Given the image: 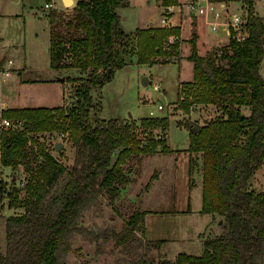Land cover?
Wrapping results in <instances>:
<instances>
[{"label": "trees", "instance_id": "obj_1", "mask_svg": "<svg viewBox=\"0 0 264 264\" xmlns=\"http://www.w3.org/2000/svg\"><path fill=\"white\" fill-rule=\"evenodd\" d=\"M211 1H242L247 6L249 32L242 41L230 36L231 51L220 54L215 51L202 56L192 40L189 59L193 79L183 82L187 87L180 104L184 112L211 105L221 113L197 132L188 126V151L202 155V211L219 215L220 222L217 231L202 233L200 254L179 252L174 260L159 264H264V191L249 188L250 179L264 164V78L260 74L264 20L253 13L254 0ZM128 3L77 0L61 30V23H56L60 20L57 10L50 9L47 15L49 26L53 24L49 50L52 67L76 68L82 75L77 78L75 98L69 97L66 104L2 112L5 117H19L24 128L1 131L0 163L13 170L22 165L27 177L23 185L7 192L8 205L23 212L6 217V248L0 251V264H71L67 255L78 233L113 239L128 255L117 258L116 264H155L138 252L150 243L137 236V232L143 235L145 231L144 209H135L119 231H95L79 223L100 196L108 194L111 202L120 196L121 186L130 181L123 167L129 157L155 153L158 144H162V151H169L160 137L148 142L139 138L132 121L91 114L95 92L127 64L128 50L135 51L137 63L154 64L156 56L167 54L162 50L165 38L177 30L158 26L126 32L119 9ZM162 3L170 6L178 0ZM244 106L250 108L248 113H243ZM141 121L140 127H168L164 117ZM53 129L67 132V140L75 147L71 166L46 149L39 146L35 150L28 144L29 131ZM189 162L192 171L193 156ZM150 184L151 180L145 188ZM4 191L0 186V198Z\"/></svg>", "mask_w": 264, "mask_h": 264}, {"label": "rangeland", "instance_id": "obj_2", "mask_svg": "<svg viewBox=\"0 0 264 264\" xmlns=\"http://www.w3.org/2000/svg\"><path fill=\"white\" fill-rule=\"evenodd\" d=\"M52 1L57 6H63V0ZM46 2V0H0V35L3 38L2 52L6 57L0 58V62L11 59L14 61V69L19 65L24 66L21 77L23 80H29L26 83L22 81L26 85L18 90V100L12 104L26 105L27 103L22 101L29 99L33 100V104L39 105L45 102L43 104L50 107L57 105L60 98H62L60 104H66L69 97L75 98L77 78L82 74L76 68L52 67L49 27L51 28L53 24L49 26L47 15L50 9L57 10L60 20L56 23H61L58 27L61 30L65 28L63 22H67L77 1L65 4L61 8L44 7ZM188 2L180 5L178 3L176 7L172 4L165 6L162 0H129L128 5L120 9L122 16L125 17L122 27L130 33L131 30L141 26L159 5L156 15L160 21L155 27L177 29L173 34L178 35V38L170 51L162 48L167 54L156 56L154 64L137 63L135 51L132 48L128 50L131 55L127 64L117 70L114 77L95 92L94 107L91 109L92 117L132 121L137 126V132H140L137 136L147 142L152 138L158 139L160 132L163 134L160 138L164 139L169 151H162V144H158L155 153L129 157L123 167L129 174L130 181L121 186L120 196L113 202L110 201L108 194L100 196L79 220L81 225L94 228L95 231L108 230V228L119 231L135 209H144L149 212L144 220L149 230L148 233L146 232L147 237L151 238L149 240L165 239L156 242L159 246L150 241L151 244L148 243L138 250L140 254L152 258L155 264L174 260L179 252L200 254L203 249L202 233L210 229L217 231V223L220 220L219 215L213 214V219L210 221L208 213L202 211L201 189L197 180L201 175L202 155L199 152L191 154L187 147L190 143L188 122L194 120L203 125L206 123L205 120L219 117L221 113L211 105H199L195 112L186 113L180 104L184 101L182 95L187 90L183 82L190 81L194 74L193 62L189 59L192 40H195V48L202 56L215 51L219 54L221 51H231V48L228 45V31L222 28L215 32L211 31L204 17L192 14L186 9ZM213 33L218 39L212 38ZM166 40H169V36L164 42ZM170 52L173 54H168ZM260 65V72L264 78V56ZM12 72V76L8 77H15L16 72L13 70ZM145 75L149 78L147 85L141 83ZM51 78L55 79V83L50 86L48 82L41 81ZM60 78H63L64 82L60 81ZM154 83H157L159 88L155 89ZM159 103L164 104L163 109L157 108ZM0 104L4 105L2 100ZM151 110L153 114L150 113ZM242 110L245 114L250 108L244 106ZM157 117L168 120V127L162 124L154 128L140 127L142 119ZM8 118L14 124L21 120L15 116ZM50 132L35 130L29 131V134L33 142L45 147L50 142L48 141ZM53 132L57 134L61 130L53 129ZM172 151L177 152L174 170L172 167L175 164V152ZM170 152L172 155L168 154ZM187 153L194 158L192 171H189L190 162ZM57 155L64 164L71 166L75 160V147L72 142L67 141L63 151ZM190 172L194 173L190 174ZM26 175L22 165L16 170L0 167V186L5 190L0 198V251L2 252L6 248V217L23 212L22 208H11L8 205L7 192L14 186L17 188L21 186V181L27 177ZM190 175L196 179L193 185L189 180ZM174 179L176 206L186 208L189 204L190 211H180L176 215L155 214L162 210L173 209ZM150 180V186L145 188ZM249 188L264 191V164L250 179ZM137 236L146 239L144 232L143 235L137 232ZM127 256L111 238L103 240L95 238L92 233L89 235L78 233L72 239V250L67 255V261L71 264H116L117 258L126 259Z\"/></svg>", "mask_w": 264, "mask_h": 264}, {"label": "built area", "instance_id": "obj_3", "mask_svg": "<svg viewBox=\"0 0 264 264\" xmlns=\"http://www.w3.org/2000/svg\"><path fill=\"white\" fill-rule=\"evenodd\" d=\"M217 1H211V0H189L187 5L185 6L188 11H190L192 14L196 15H202L204 17V21L208 26L210 27L211 30L216 31L219 28H222L226 31H228L229 37L232 36V38L236 39L237 41H242L245 39L249 32L247 30V6L243 4L241 8L239 9V12H231L226 8L223 11L220 9H214L212 7V4ZM222 7H224L225 3L220 2ZM51 2H46L45 7L51 6ZM213 9V10H212ZM212 10V11H210ZM253 13H255L257 16H261L264 20V0H254L253 2ZM178 38V35L173 34L169 36V40H166L163 44V49L164 50H169L173 46V43H176V39ZM14 68V61L11 59H7L3 61L2 63L0 62V82L2 79L6 76H9ZM154 87L159 88V85L157 83H154ZM62 103V100L61 102ZM62 105V104H59ZM158 109H163L164 104L159 103L157 104ZM151 114H153V110L150 111ZM24 124L22 120H19L18 123L14 124L12 123L11 119L8 117L3 116L2 114L0 115V131H6V130H18V129H23ZM160 132V131H159ZM160 136L162 137V133H159ZM29 139H28V144L33 145L35 150L39 148L38 143H35L32 141L31 136L28 132ZM68 134L67 132H50L48 135V141L49 144H47L45 147H40L44 148L47 151H49L52 155H55L58 157L57 153L65 148V144L68 141ZM61 141L63 146L60 150H56L55 144ZM37 158L41 159L42 154H37ZM22 185L25 183V178L22 179L21 181Z\"/></svg>", "mask_w": 264, "mask_h": 264}, {"label": "crops", "instance_id": "obj_4", "mask_svg": "<svg viewBox=\"0 0 264 264\" xmlns=\"http://www.w3.org/2000/svg\"><path fill=\"white\" fill-rule=\"evenodd\" d=\"M77 0H74V2H76ZM189 1V0H188ZM188 1H185V2H180L179 0H178V3H179V5L180 4H184V3H186V2H188ZM223 3H225V5H224V7H222V5L220 4V2H214L213 4H212V7L214 8V9H220L221 11H223L224 12V10L226 9V8H228V10L229 11H231V12H239V9L241 8V6L243 5V3H242V1L240 2V1H224ZM51 6H54V7H57V8H61V7H63L64 5H65V3L63 2V6H57L56 4H55V2L54 1H52L51 0ZM56 5V6H55ZM172 6H176L177 7V4H172ZM45 7V6H44ZM158 7H159V5L153 10V12L148 16V18H147V20H145V22H143V24L141 25V26H139V28H148V27H152V26H154L155 27V24H157V23H159V21H160V19L158 20V16L156 15V17L153 19V16L152 15H154L155 13H156V11H157V9H158ZM121 9V8H120ZM120 9H119V13H120V15L122 16V13H121V11H120ZM213 10V9H212ZM212 10H210V11H212ZM44 14H45V10H44ZM157 14V13H156ZM200 16H202V15H200ZM203 17V16H202ZM124 19H125V17H123L122 16V20H121V24H122V22L124 21ZM48 24H49V20H48ZM207 25V24H206ZM209 27V26H208ZM138 28V27H137ZM136 28V29H137ZM136 29H133V30H131V32H133L134 30H136ZM209 29H210V27H209ZM211 30V29H210ZM211 31H213V30H211ZM127 32V31H126ZM215 32V31H214ZM49 36H50V27H49ZM212 38L213 39H218V37L213 33L212 34ZM228 39H229V35H228ZM3 38L1 37V35H0V58H2V57H4V58H6L5 57V55H3V52H2V49H3ZM19 46V45H18ZM6 60V59H5ZM23 68H24V66H21V65H19V66H17L15 69L13 68V71L14 72H16V75H15V77H13V78H10L11 76H12V74H13V72L9 75L10 77H5L4 79H2V81L0 82V99L2 100V103L4 104V105H1L0 104V114H2V112H3V110H7V109H17V108H25V107H29V108H35V107H49V106H46V105H44L43 103H45V102H41V104H33L32 102H33V100H24V101H22V102H26L27 104L25 105L24 103H17V104H12L13 102H17V100H18V96H19V89L22 87V86H24V85H26L25 83L26 82H28L29 80L28 79H25V80H23L22 79V77H21V74H22V70H23ZM260 71H261V67H260ZM260 74H261V72H260ZM193 79V78H192ZM191 79V80H192ZM35 80V79H34ZM37 81H39V79H36ZM190 80V81H191ZM22 81H24L25 83H23ZM42 82H48V86H50L51 84H54L55 83V79L54 78H51L50 80H41ZM60 81H62V82H64V80H63V78H60ZM0 100V101H1ZM61 100H62V98H60V99H58V104L57 105H59L60 104V102H61ZM53 106H56L55 104L54 105H52V106H50L49 108H52ZM190 142V141H189ZM189 146V145H188ZM188 148V147H187ZM174 150V149H173ZM176 151H177V149H176ZM176 151H172V152H175L174 153V157H175V160H174V165H173V170H174V168H176V160H177V155H176ZM169 155H172L171 154V152L170 153H168ZM188 154V153H187ZM189 155V154H188ZM189 160H190V155H189ZM1 166H3V167H5V168H8L9 166H4L2 163H0V167ZM10 168V167H9ZM260 169V168H259ZM190 171V170H189ZM192 173H194V172H190V174H192ZM201 175H199V177H198V182H199V184H200V189H201V200H202V191H203V189H202V172L200 173ZM189 180L192 182V184L191 185H193L195 182H196V179L194 178V177H192V175H190V177H189ZM193 180H194V182H193ZM189 185H190V182H189ZM174 200H173V209L172 210H174V212H171V210H168V211H160V212H158V213H155V212H150V213H155V214H163V213H167V214H173V215H176V214H178V212H180V211H190V207H189V204L186 206V208H179L178 206H176V202H177V196H176V190H175V179H174ZM189 199V198H188ZM202 204V203H201ZM149 214V212H147L146 211V214H145V216L146 215H148ZM208 216H209V218H210V221L213 219V215H211V214H207ZM145 216H144V220H145ZM218 222H220V220H218ZM144 226H145V224H144ZM146 232L148 233L149 232V230L147 229V226H145V231H144V233H145V240H147V241H152V240H149V239H151L150 237H147V234H146ZM200 234V233H199ZM199 234H198V236H199ZM198 237H196V239H197ZM162 240H165L164 238H161ZM161 239H155V238H153V241L152 242H157V241H159V240H161ZM195 239V240H196Z\"/></svg>", "mask_w": 264, "mask_h": 264}, {"label": "water", "instance_id": "obj_5", "mask_svg": "<svg viewBox=\"0 0 264 264\" xmlns=\"http://www.w3.org/2000/svg\"><path fill=\"white\" fill-rule=\"evenodd\" d=\"M64 1V3L67 5V4H69V3H73L74 2V0H63ZM153 16V19L156 17V13L154 14V15H152ZM141 83L143 84V85H147L148 83H149V78L145 75V76H143L142 77V79H141ZM131 116V115H130ZM205 121H207V120H205ZM188 126L190 127V129H191V131L193 132H197L199 129H200V127H201V125L197 122V121H194V120H190L189 122H188ZM62 146H63V144H62V142L61 141H58L56 144H55V148H56V150H60L61 148H62Z\"/></svg>", "mask_w": 264, "mask_h": 264}]
</instances>
